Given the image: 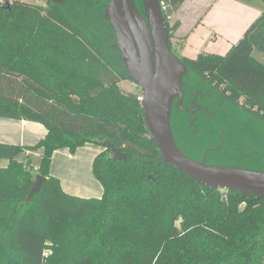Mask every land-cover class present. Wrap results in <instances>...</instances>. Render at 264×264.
Wrapping results in <instances>:
<instances>
[{
  "label": "trees",
  "instance_id": "trees-1",
  "mask_svg": "<svg viewBox=\"0 0 264 264\" xmlns=\"http://www.w3.org/2000/svg\"><path fill=\"white\" fill-rule=\"evenodd\" d=\"M164 1L170 39L167 16L184 0ZM87 3L0 6V116L47 130L34 145L0 142V264H264V197L225 189V201L161 159L139 88L119 86L129 78L109 21ZM169 45L188 71L264 118V64L252 56L264 53V6L225 54L190 59ZM103 140L126 159L113 160ZM87 142L107 147L92 162L100 196L65 191L49 169L56 149ZM37 148L34 171L18 155ZM36 174L43 181L26 201Z\"/></svg>",
  "mask_w": 264,
  "mask_h": 264
},
{
  "label": "water",
  "instance_id": "water-1",
  "mask_svg": "<svg viewBox=\"0 0 264 264\" xmlns=\"http://www.w3.org/2000/svg\"><path fill=\"white\" fill-rule=\"evenodd\" d=\"M62 4L67 0H45ZM108 0L103 15L115 36L112 44L121 56L130 80L143 94V115L150 137L161 159L197 183L219 189H233L264 197V170L213 165L195 160L179 150L170 126L172 102L181 100V81L187 66L169 45L165 16L159 0ZM113 160L126 159L112 142L103 140ZM43 176L35 175V182L26 201L40 189Z\"/></svg>",
  "mask_w": 264,
  "mask_h": 264
},
{
  "label": "crops",
  "instance_id": "crops-1",
  "mask_svg": "<svg viewBox=\"0 0 264 264\" xmlns=\"http://www.w3.org/2000/svg\"><path fill=\"white\" fill-rule=\"evenodd\" d=\"M262 0L243 3L238 0H184L172 12L170 19L176 22L174 38L180 56L195 58L199 53L225 54L240 38L243 31L258 16L263 8ZM252 56L264 64V53L252 51ZM243 96L239 98L241 101ZM47 130L43 124L27 119H15L0 116V142L34 145L42 139ZM102 147L93 143H85L73 153L68 148L56 149L51 157L50 173L57 176L62 188L70 193L78 191L75 182H81L85 194L83 196H100L94 192L93 158L102 151ZM42 149H28L18 155L25 161L33 158L36 165L40 162ZM38 160V163H37ZM2 164L6 160L1 161ZM37 166V167H36ZM96 195H93V194ZM75 194V193H74Z\"/></svg>",
  "mask_w": 264,
  "mask_h": 264
},
{
  "label": "flooded vegetation",
  "instance_id": "flooded-vegetation-1",
  "mask_svg": "<svg viewBox=\"0 0 264 264\" xmlns=\"http://www.w3.org/2000/svg\"><path fill=\"white\" fill-rule=\"evenodd\" d=\"M135 4L142 13L137 0ZM223 87L210 76L190 71L183 75L182 97L173 100L170 114L177 147L207 164L234 161L238 167L264 166V118L248 111L242 101L228 100Z\"/></svg>",
  "mask_w": 264,
  "mask_h": 264
},
{
  "label": "rangeland",
  "instance_id": "rangeland-1",
  "mask_svg": "<svg viewBox=\"0 0 264 264\" xmlns=\"http://www.w3.org/2000/svg\"><path fill=\"white\" fill-rule=\"evenodd\" d=\"M85 1H86V4H88L87 2H90L89 5H93L95 7V10L101 11V13H103L102 11H103V9L105 7V4L107 3L108 0H85ZM39 2L42 3V0H39ZM140 8H141V10H143L141 6H140ZM170 22L172 23L173 20L170 19ZM169 42H170L171 46H173L175 48H177V45L176 44L177 43L178 44L180 43V42H177L176 38H174V32H173V36L169 39ZM255 52L258 53L259 51L255 50ZM119 86L121 88H123V89L133 90V91H136L139 88L138 85L135 82H133L132 80H130V79L121 80L119 82ZM261 133H262V136L261 137L263 138L264 137V127H262V132ZM93 144H95V143H93ZM101 147L104 150H106V148H107V147H103V146H101ZM246 150H247V148H245V151ZM224 162L225 163H218V162L213 161V165H228L227 164V161H224ZM228 162H230L229 164L231 166H237V163L234 162V161H228ZM29 163L32 166V168L34 169V166L36 165V163H35V161H33V158L32 157H31V159H29ZM37 163H38V160H37ZM232 164H234V165H232ZM254 166L255 167H246V166H244V168H250V169H255V170H264V166L263 165H254ZM94 179H95L94 180V192L96 194L98 193L100 195L102 193V186H101L100 182L97 180L96 177ZM75 183L78 185V187H79L78 189L79 190L85 192V189L83 188L81 182L78 181V182H75ZM79 190L78 191H71V192H74L75 194H85V193H82ZM96 194H93V195H96Z\"/></svg>",
  "mask_w": 264,
  "mask_h": 264
},
{
  "label": "built area",
  "instance_id": "built-area-1",
  "mask_svg": "<svg viewBox=\"0 0 264 264\" xmlns=\"http://www.w3.org/2000/svg\"><path fill=\"white\" fill-rule=\"evenodd\" d=\"M11 1L12 0H0V6L6 5L8 2H11ZM32 1L38 2L39 0H32ZM159 1H160L161 10L164 14V12H166V9H167L166 3L164 0H159ZM167 17L170 19L169 15ZM136 99L143 104V94L140 91V89H139ZM221 198L225 201L227 200V194H226L225 189H223L222 191Z\"/></svg>",
  "mask_w": 264,
  "mask_h": 264
}]
</instances>
